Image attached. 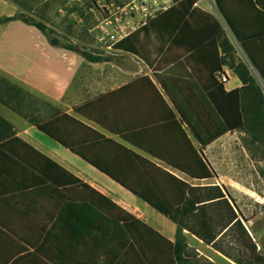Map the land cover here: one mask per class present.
Masks as SVG:
<instances>
[{
	"label": "trees",
	"instance_id": "trees-1",
	"mask_svg": "<svg viewBox=\"0 0 264 264\" xmlns=\"http://www.w3.org/2000/svg\"><path fill=\"white\" fill-rule=\"evenodd\" d=\"M199 1L173 0L168 10L148 18L114 46L144 61L160 88L150 77H139L74 112L190 179L204 181L216 173L203 151L227 133L244 131L264 143V0H216L254 69L238 57L217 18L196 6ZM12 21L36 27L52 46L76 52L89 63L111 61L62 45L44 23L20 13L0 17V24ZM153 40L159 44L156 57L149 50ZM178 49L202 70L195 75L178 67ZM205 55L209 59H199ZM157 62L165 68L156 69ZM224 67L240 79V89L225 91L218 79ZM0 103L178 226L175 242L169 241L19 138L14 125L0 115V181L15 179L17 191L48 195L56 209L53 223L36 235L17 234L24 245L0 248V264H195L185 230L214 247L225 230L242 226L224 187L193 185L177 177L7 77H0ZM145 112L151 121L144 122ZM255 261L264 264V257Z\"/></svg>",
	"mask_w": 264,
	"mask_h": 264
},
{
	"label": "crops",
	"instance_id": "crops-1",
	"mask_svg": "<svg viewBox=\"0 0 264 264\" xmlns=\"http://www.w3.org/2000/svg\"><path fill=\"white\" fill-rule=\"evenodd\" d=\"M2 1L3 3L12 5L7 0ZM173 4L172 1L170 5L161 8L159 12L168 10ZM196 6L202 11L217 18L237 49V45L234 41L236 38L223 18L216 0H200ZM148 8L149 7H147V10ZM154 16L150 14V18ZM124 26L125 24H123V27ZM236 42L238 43L237 40ZM238 45L240 46L239 43ZM241 50L245 54L242 47ZM116 52L135 58L137 57L119 50H116ZM174 54L178 61L177 66L183 71L186 68L196 75L197 71L202 70V67H200L198 62L193 61L191 63L189 61L188 58H190L191 55L184 52L183 49L176 50ZM239 57L241 58V55H239ZM199 59L206 61L209 57L205 55L200 56ZM142 62L145 65L144 67L151 71L147 64L144 61ZM95 64L97 63L87 62L84 57L76 52L52 46L45 35L34 26H29L22 21H12L7 24H0V72L7 78L37 94L41 99L51 103L54 107L75 116L85 124L105 134L107 137L128 146L130 149L150 159L155 164L177 177L193 185L207 186L206 184H196L194 182L200 183L208 180L197 181L190 179L188 176L167 165L163 161L151 156L130 143L123 141L120 137L111 134L98 124L74 112L76 106L107 92L117 90L139 77H150L160 88L159 84L149 74V71L146 72L143 70L144 74L135 77L136 71L132 69H127L125 71L127 73V76H124L126 81H123L122 83L118 80L113 81V79H108L105 81L102 79L104 81H96L90 88L89 84L83 81L82 76L84 71L88 70L89 65ZM223 72L229 78L228 82L224 84L226 92H231L242 87V82L232 70L228 67H224ZM131 74L132 76H130ZM112 77L115 78L116 76ZM105 84H109L110 86H107L106 88ZM199 86L204 87L201 82H199ZM95 89H99V92L95 93ZM134 101L136 100L133 98L129 104L134 105ZM132 110L135 112L134 107H132ZM10 111L13 113L12 115L10 114L7 116L3 113H0V115L14 125L19 138L47 157L56 161L62 167L75 174L82 181L89 184L106 197L110 198L121 208L149 225L169 241L175 242L178 229L177 224L159 213L116 181L112 180L79 156L72 153L69 149L63 147L57 141L41 132L26 119L12 110ZM150 117V114H146V112L142 115L144 122L150 119ZM237 132L238 131L233 133L229 132L223 137H231V135H236ZM194 144L199 148L197 142L194 141ZM210 147L211 145H209L207 149H210ZM203 152L205 153V149ZM15 185V179L3 178L0 181V248L4 249L12 246L10 244H14L13 246L17 244L24 245L25 243L22 241L23 239L18 237V235L22 236L27 233H30L32 236L36 235L41 228L50 226L53 223V217L56 214L55 206L48 195L37 194L34 189L17 191Z\"/></svg>",
	"mask_w": 264,
	"mask_h": 264
},
{
	"label": "rangeland",
	"instance_id": "rangeland-1",
	"mask_svg": "<svg viewBox=\"0 0 264 264\" xmlns=\"http://www.w3.org/2000/svg\"><path fill=\"white\" fill-rule=\"evenodd\" d=\"M7 1L12 5L0 0L1 16L20 13L37 22L44 23L50 36L57 39L62 45L77 46L95 56L111 58L110 62L89 65L88 70L84 71L83 81L89 84L90 88L96 81L102 82L108 79L118 80L120 83L126 81L124 76H127L125 72L127 69L135 70V77L144 74L143 70L149 71L156 81L153 70L150 71L144 67L145 65L140 59L118 53L114 47L109 49L111 42L101 43L97 40L96 37L100 33L99 21L91 12L94 0ZM105 1L135 7L132 17L123 21L125 24L124 34H129L146 22L150 18V14L154 16L161 8L170 5L173 0ZM145 7L150 9L145 11ZM234 41L239 55L243 61L249 64L250 62L241 47L236 40ZM158 46L159 44L154 40L149 43V50L154 57L158 56ZM155 67L158 70L165 68L159 62ZM0 77L6 76L0 72ZM260 82L262 84L261 80ZM107 86L110 85L105 87L107 88ZM96 92H99V89H95ZM0 113L7 116L13 114L1 104ZM203 155L208 162H211L209 164L215 171L216 177L206 182L194 183L224 187L228 192L227 198L242 226L236 225L229 231L225 230L218 237L214 247L205 244L201 239L185 230L184 234L187 237L192 260L195 264H239V262L256 264L257 256L264 257V143H256L246 132L238 131L236 135L221 137L212 143L210 149L205 148ZM231 199L233 200L231 201ZM217 214V210L212 209L211 215L216 220H218ZM218 228L222 230L220 225ZM254 246L257 248V252L252 251Z\"/></svg>",
	"mask_w": 264,
	"mask_h": 264
},
{
	"label": "built area",
	"instance_id": "built-area-1",
	"mask_svg": "<svg viewBox=\"0 0 264 264\" xmlns=\"http://www.w3.org/2000/svg\"><path fill=\"white\" fill-rule=\"evenodd\" d=\"M135 7L123 6L116 2H109L105 0H94L91 6V12L99 21L98 29L100 33L97 35V40L101 43L111 42L109 49L115 46L121 39L128 34H124V20L132 17V12ZM147 11V8H144ZM220 83L225 84L228 82V76L222 72L218 74Z\"/></svg>",
	"mask_w": 264,
	"mask_h": 264
},
{
	"label": "water",
	"instance_id": "water-1",
	"mask_svg": "<svg viewBox=\"0 0 264 264\" xmlns=\"http://www.w3.org/2000/svg\"><path fill=\"white\" fill-rule=\"evenodd\" d=\"M251 64V62H250ZM252 68L254 69L253 65L251 64ZM262 88H263V91H264V84H262Z\"/></svg>",
	"mask_w": 264,
	"mask_h": 264
}]
</instances>
